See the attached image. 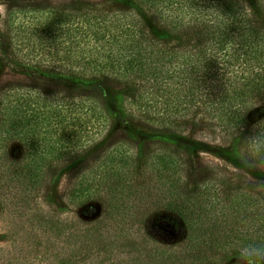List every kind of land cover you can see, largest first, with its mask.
<instances>
[{
    "label": "trees",
    "instance_id": "16d2710c",
    "mask_svg": "<svg viewBox=\"0 0 264 264\" xmlns=\"http://www.w3.org/2000/svg\"><path fill=\"white\" fill-rule=\"evenodd\" d=\"M47 13L40 27L7 28L12 55L63 84L0 86V208L30 209L107 142L65 195L72 209L100 203L97 225L38 216L63 249L98 241L111 252L124 241L137 264L264 261V186L211 165L191 171L163 139H106L116 118L161 132L190 126L264 164V115H254L264 102V0H78ZM133 229L150 235L130 240ZM170 234L172 243L154 237Z\"/></svg>",
    "mask_w": 264,
    "mask_h": 264
},
{
    "label": "rangeland",
    "instance_id": "374dc122",
    "mask_svg": "<svg viewBox=\"0 0 264 264\" xmlns=\"http://www.w3.org/2000/svg\"><path fill=\"white\" fill-rule=\"evenodd\" d=\"M72 1L78 0H0V86L13 82L28 86H41L42 83L51 84L50 86L63 84L61 80L45 76L41 71L26 64V61L15 58L8 46L7 28L9 22L21 21L31 29L40 27L48 17V9L59 4H69ZM254 115L259 117L264 115V102L256 104ZM116 119L117 122L107 134L106 139L112 135L118 137L122 131L134 137L140 144L152 138L163 139L183 150L191 171L211 165L228 177H241L251 184L264 186V164L253 162L252 166L248 165L246 161L237 157L234 144L223 136H214L205 129L190 126L182 131L161 132L139 122H124L119 118ZM106 143L98 144L73 166L62 171L50 186L42 190L37 204L30 209L0 208V264H96L98 261L97 264H137L132 261L136 253L126 255L130 245L128 242H116L117 245L111 249V252H103V243L98 241L74 244L73 250L66 247L63 249L62 243L58 241L54 232L37 223L38 216L41 214L53 221L64 220L69 224L76 223L82 228L97 225L103 216L100 203L72 209L67 205L65 195L71 176L76 177L80 168L92 163ZM244 148L243 141L240 147L241 152H244ZM16 150V146L11 148L12 153ZM243 155L246 156L244 153ZM247 161L250 159L247 158ZM139 234H145L144 238H146L150 232L135 233L133 229V238L130 240L136 239ZM102 235L105 236V232H102ZM177 236L170 234L154 237L166 243H172ZM148 243L150 245V241ZM220 264H264V261L230 259Z\"/></svg>",
    "mask_w": 264,
    "mask_h": 264
}]
</instances>
